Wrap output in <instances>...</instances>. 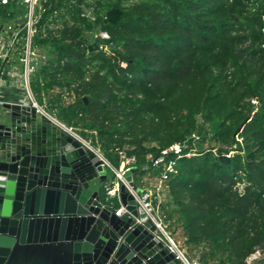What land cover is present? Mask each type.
<instances>
[{
  "label": "trees",
  "instance_id": "1",
  "mask_svg": "<svg viewBox=\"0 0 264 264\" xmlns=\"http://www.w3.org/2000/svg\"><path fill=\"white\" fill-rule=\"evenodd\" d=\"M41 5L34 46L46 62L31 79L38 103L46 98L48 112L90 137L114 167L134 156L140 185L160 172L142 169L140 157L184 145L158 206L170 234L179 230L200 264H246L256 249L264 260V0ZM22 7L0 6V28ZM95 28L101 36L89 43ZM104 193L102 184L114 212L117 199Z\"/></svg>",
  "mask_w": 264,
  "mask_h": 264
},
{
  "label": "water",
  "instance_id": "2",
  "mask_svg": "<svg viewBox=\"0 0 264 264\" xmlns=\"http://www.w3.org/2000/svg\"><path fill=\"white\" fill-rule=\"evenodd\" d=\"M138 171L124 174L130 186ZM107 173L91 150L35 109L3 103L0 264H181L125 185L118 196L127 214L116 217L103 204Z\"/></svg>",
  "mask_w": 264,
  "mask_h": 264
},
{
  "label": "built area",
  "instance_id": "3",
  "mask_svg": "<svg viewBox=\"0 0 264 264\" xmlns=\"http://www.w3.org/2000/svg\"><path fill=\"white\" fill-rule=\"evenodd\" d=\"M10 1L13 0H0V6H5ZM44 1L45 0H21L23 6L22 13L0 28V83L3 75L6 73L10 85L18 91V97L14 103L35 109L36 112L49 119L60 128H63L66 132L79 140L85 148L91 150L101 160L102 165L107 169V172L110 171L113 176L112 179L107 178L103 184L105 200L108 201L112 198H116L119 203V207L113 212L116 217L120 218L124 214H127V211L119 202L118 196L120 186L123 184L125 185L128 194L132 196L136 208L141 209L155 226V237L165 244L175 258L181 264H200L197 260L191 259L185 250L177 246L169 232L166 230L167 227L158 212V206L165 200V182L174 172L175 158L180 156L184 145L172 144L162 150L157 157L153 158L151 155L146 156L145 164L140 167L144 170L148 169L149 166L160 169L159 174L153 177L155 183L147 189L143 187L142 180V185L135 187L133 185L132 176V185L130 186L123 176L130 169L138 167L136 165L137 159L134 156L125 158L121 155L122 161L120 162V165L117 168L114 167L99 150H96L88 142L78 136L72 128L65 126L57 120L55 116L48 113L44 106L39 104L36 100L31 88V79L34 74H36L39 65L46 62V56L34 46V37L37 31L38 21L44 11L41 5V2ZM89 13L91 15L89 14L87 16L90 19H93L92 13ZM13 54L15 55L14 58L19 67L11 64L12 62L10 58ZM6 65H10L9 69H7ZM251 102L252 104H256L255 100H252ZM3 103L4 102L0 100V106ZM170 156H174V159L170 158ZM261 259H263V253L260 249H256L254 253L246 259V264H252V262Z\"/></svg>",
  "mask_w": 264,
  "mask_h": 264
},
{
  "label": "rangeland",
  "instance_id": "4",
  "mask_svg": "<svg viewBox=\"0 0 264 264\" xmlns=\"http://www.w3.org/2000/svg\"><path fill=\"white\" fill-rule=\"evenodd\" d=\"M90 10H91V9H87V8H85V11H86L87 15L90 14V13H89V12H91ZM90 15H91V14H90ZM50 27L52 28V25H49V28H50ZM98 36H101V34H100L98 28H95L94 30H92V31L86 33V37H87V40H88L89 43H92V42L95 40V38L98 37ZM14 56H15V55L13 54V56L10 58V60H11V62L14 63V65H16L17 67H19V66H18V63L15 61ZM62 95H63V96H62V100H63L64 103L71 102L72 99H73V97H72L71 94L63 93ZM42 105L44 106V108H45L46 111L48 112V110H47V108H48V104H47V99H46V98H43V104H42ZM48 113H49V112H48ZM53 116H54V115H53ZM74 132L76 133L75 130H74ZM76 134H77V133H76ZM77 135H78V134H77ZM78 136H80V135H78ZM80 137H81V136H80ZM81 138H82L83 140H85L86 142H88L93 148H95L96 150H99V151H100L98 145H97V144H93V143H92V140H91L90 137H89V138H83V137H81ZM100 152H101V151H100ZM101 153H102V152H101ZM112 162H113V163L115 162L114 159L112 160ZM107 176H108V179H112V175H111L110 171H108ZM134 178H135V181H136V185L141 186L142 184L140 185L139 182H138L139 179H140V175L135 174ZM142 180H143V187H145V188H147V189H149V188L155 183L154 178H153V177H150L149 174L144 175L143 178H142ZM164 198L166 199V195H165ZM164 201H165V200H164ZM165 226H167V225L165 224ZM166 230L168 231V229H166ZM168 232H169V231H168ZM169 234H170V232H169ZM170 235H171V234H170ZM171 237H172V239L174 240V242L177 244V246H178L179 248H181V249H183V250H185V251L187 252L188 256H189L191 259H194V260H197V261H198V256L192 255V254H190V253L187 251L185 245L183 244V240H182V238H181V236H180V234H179V230L176 231L175 234L171 235ZM252 264H264V260H261V261L256 260V261L252 262Z\"/></svg>",
  "mask_w": 264,
  "mask_h": 264
},
{
  "label": "crops",
  "instance_id": "5",
  "mask_svg": "<svg viewBox=\"0 0 264 264\" xmlns=\"http://www.w3.org/2000/svg\"><path fill=\"white\" fill-rule=\"evenodd\" d=\"M11 64H14L13 62ZM10 66V65H9ZM9 66L6 65L7 69ZM6 69V70H7ZM18 97V91L15 90L9 83V78L5 73L0 83V100L2 102H14Z\"/></svg>",
  "mask_w": 264,
  "mask_h": 264
}]
</instances>
